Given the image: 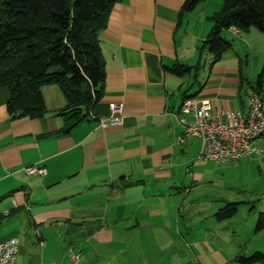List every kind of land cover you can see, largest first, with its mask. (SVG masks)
Wrapping results in <instances>:
<instances>
[{"label": "crops", "instance_id": "0c3cea01", "mask_svg": "<svg viewBox=\"0 0 264 264\" xmlns=\"http://www.w3.org/2000/svg\"><path fill=\"white\" fill-rule=\"evenodd\" d=\"M186 1L115 4L100 34L103 96L69 132L58 84L42 87L40 117L11 115L0 84V242L20 238L17 264H247L264 255V137L260 154L237 163L198 161L202 140L179 141L191 95L216 110L248 109L264 33L225 30L232 48L214 61L202 45L224 1L189 12ZM179 65L190 70L173 71ZM113 116L123 122L110 125ZM29 165L45 175L26 173Z\"/></svg>", "mask_w": 264, "mask_h": 264}, {"label": "trees", "instance_id": "16d2710c", "mask_svg": "<svg viewBox=\"0 0 264 264\" xmlns=\"http://www.w3.org/2000/svg\"><path fill=\"white\" fill-rule=\"evenodd\" d=\"M121 0H0V84L9 87V112L16 117H40L47 113L42 87L58 84L67 105L59 112L64 132L85 120L102 98L106 69L100 34L110 12ZM203 0H187L184 10H193ZM213 28L202 49L214 61L232 48L223 32L233 26L241 31L257 28L264 33V0H224L223 8L211 17ZM213 61V62H214ZM176 66L173 71L184 73ZM264 68L254 88L261 92ZM194 96V95H191ZM236 206L224 207L228 216ZM264 229V212L257 230ZM256 253L245 257L250 264L263 260Z\"/></svg>", "mask_w": 264, "mask_h": 264}, {"label": "built area", "instance_id": "2783aa9c", "mask_svg": "<svg viewBox=\"0 0 264 264\" xmlns=\"http://www.w3.org/2000/svg\"><path fill=\"white\" fill-rule=\"evenodd\" d=\"M231 28L235 33L240 32L236 26ZM263 103L262 93L255 88L249 90L246 111L216 110L211 100L189 96L184 99L179 111V121L183 127L179 141L184 142L187 137L202 140L198 161L237 163L243 157L260 154L262 149L259 141L264 137ZM112 109L117 112L119 106L112 104ZM122 122L121 116H113L108 123L115 125ZM24 171L42 177L46 168L29 165ZM19 252V237L14 236L0 242V264H17ZM72 258L76 262L78 255H72Z\"/></svg>", "mask_w": 264, "mask_h": 264}, {"label": "rangeland", "instance_id": "374dc122", "mask_svg": "<svg viewBox=\"0 0 264 264\" xmlns=\"http://www.w3.org/2000/svg\"><path fill=\"white\" fill-rule=\"evenodd\" d=\"M214 1H216V0H211V1H210V5H211ZM223 1H224V0H223Z\"/></svg>", "mask_w": 264, "mask_h": 264}]
</instances>
